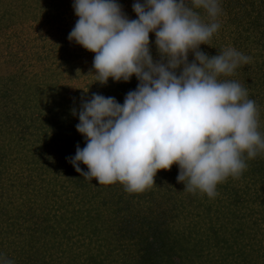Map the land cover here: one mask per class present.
<instances>
[{"label": "trees", "instance_id": "trees-1", "mask_svg": "<svg viewBox=\"0 0 264 264\" xmlns=\"http://www.w3.org/2000/svg\"><path fill=\"white\" fill-rule=\"evenodd\" d=\"M64 1L0 0V37L18 25L51 19ZM129 1L118 0L124 13L136 19V0L132 5ZM220 7V28L200 49L216 55L232 46L251 57L219 79L240 83L264 117V0H220ZM198 11L208 22L204 10ZM150 42L153 58L159 60L154 33ZM58 43L36 55L46 66L42 71L22 68L30 60L17 53L11 60L19 62L8 61L10 65L25 63L0 76V258L13 264H264V152L247 159L248 167L239 177L218 184L214 198L184 190L176 164L159 170L155 184L141 193L127 192L120 182L105 185L84 178L69 158L77 145L86 146L76 125L82 102L91 99L93 89L86 84V93L78 88L70 94L69 85L59 81L66 73L84 72L68 40L63 46ZM193 59L189 53V62ZM109 82L121 104L139 83L135 75L128 82ZM260 120L258 131L264 135ZM54 167L57 181L47 185L46 175ZM80 167L88 171L82 162ZM47 186H52L51 208L38 198L50 192ZM59 189L78 192L80 206H74L68 230L63 221L61 226L54 221L59 209L70 206ZM9 210L32 224L15 234L11 226L18 216Z\"/></svg>", "mask_w": 264, "mask_h": 264}, {"label": "clouds", "instance_id": "clouds-1", "mask_svg": "<svg viewBox=\"0 0 264 264\" xmlns=\"http://www.w3.org/2000/svg\"><path fill=\"white\" fill-rule=\"evenodd\" d=\"M132 7L136 19L118 0H74L79 19L68 39L95 53L96 81L135 75L139 83L122 104L97 93L82 102L76 128L86 146L77 145L69 160L84 178L120 182L129 193L150 189L159 170L176 164L184 190L214 198L218 184L239 177L246 160L264 152L256 102L240 83L219 79L251 57L234 47L216 55L200 49L220 28V0H136Z\"/></svg>", "mask_w": 264, "mask_h": 264}, {"label": "rangeland", "instance_id": "rangeland-1", "mask_svg": "<svg viewBox=\"0 0 264 264\" xmlns=\"http://www.w3.org/2000/svg\"><path fill=\"white\" fill-rule=\"evenodd\" d=\"M57 3H58V0H57ZM64 3L65 5L63 4L61 6H57L58 9L56 7L55 9L56 12L53 14L55 17H53L52 15L51 19H48L46 17V18L40 19L39 21L35 23L32 21L31 24H28L27 26L26 24L23 26L18 25L17 27L19 28H13L11 31L7 33L6 36L0 37V76L7 75L9 71H15V70L20 69L21 68L20 65L25 63V62L14 63L10 65L8 61H11V62L18 61V60L17 61L11 60L14 54H17V53H19L20 56H22L25 59V61L28 58L30 60V61H27L29 66L22 67V68H25V69L27 68L28 69L27 71H30L31 73L42 71L45 65L41 62L36 61V58H35L36 55H39V53H42L43 51L45 52L46 50H49L50 46L55 42H59L61 46H63L64 40L67 39L68 42L72 45V48H74L75 52L76 51L78 52L79 56L77 57L76 64L78 68L83 67V72H84V73L81 72L80 76L73 75L72 73H66L64 76H61V78L59 79L60 82L67 83L69 85L70 94L76 92L78 88H83L84 89L83 93H86V86H87L86 84H91V87L93 90H91L90 97L92 96L93 93H97V94H102L106 97H115L116 99H118L119 96H117V92L115 91V89L113 90L114 87L110 84L109 81L107 84L93 86L94 83L100 84V82L96 81L95 79L97 74L95 73V69L93 68V60H94L95 53L85 49L83 46L77 44L74 41H69L68 32L69 33L71 32V30L75 26L79 17L75 14V11L73 8L74 0H69V1L66 0V2L64 1ZM128 3H131L130 5L133 4L132 0H130ZM54 5H56V3ZM68 5H70L71 7L68 8L67 7ZM60 13H63V14L60 16L59 15ZM24 29L25 30L27 29L26 32ZM22 30L25 33H22ZM51 41H53V43ZM32 57L34 59H32ZM58 63L59 62H57V64ZM46 65L50 66L51 64L48 63ZM63 68H66V66ZM86 71L88 72L87 74H86ZM51 85H52V81H51ZM49 100L51 99H46L45 102ZM261 116L262 115L260 116L258 115V118L259 119L261 118L260 123H261V126H263L264 128V117H261ZM53 169L54 171L53 170L51 171L50 173L51 175L50 174L46 175L45 184L47 185L50 182L57 181V179L56 180H53V179L58 169H56V167H54ZM157 183L158 182H156V184ZM47 187L49 191L52 188V186H47ZM66 191L67 190H65L64 192L63 190L59 189V193L64 194L65 201L70 202L69 209L66 210V207H65L63 210H61L59 209V207H57V210L59 209V212L56 213L58 214V217L55 218L54 221L56 220L55 224L56 225L60 224V226H61L60 222L63 221V226L67 225L68 228H66V230H68L70 228V225H68V223L70 221L69 217L72 216V213H73L72 210H74L75 205H77V207H79L80 205L78 203L79 198L77 199L76 197L78 196V192L72 189L69 190L70 192L69 191L66 192ZM42 193L44 194L41 197H38L40 204L44 203L48 205L49 208H51V204L54 201L52 198V195H53L52 191L50 192L45 191ZM38 194H41V192ZM38 194L34 193V195H38ZM53 210L56 211V209H53ZM9 211H10V214L13 213L14 215L18 216V219H17L18 223L11 226L15 234H17L20 229H24L29 224L30 225L32 224L33 220L26 221L25 219L21 217L19 218L20 214L18 211L16 210H9ZM40 211L50 212L49 210H40ZM62 215H64L63 220L61 219ZM19 222L22 223V226H20ZM260 236L264 238L262 234Z\"/></svg>", "mask_w": 264, "mask_h": 264}]
</instances>
